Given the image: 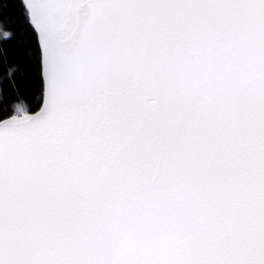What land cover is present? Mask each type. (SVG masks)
Here are the masks:
<instances>
[{
  "label": "snow or ice",
  "instance_id": "snow-or-ice-1",
  "mask_svg": "<svg viewBox=\"0 0 264 264\" xmlns=\"http://www.w3.org/2000/svg\"><path fill=\"white\" fill-rule=\"evenodd\" d=\"M0 264H264V0H0Z\"/></svg>",
  "mask_w": 264,
  "mask_h": 264
},
{
  "label": "trees",
  "instance_id": "trees-1",
  "mask_svg": "<svg viewBox=\"0 0 264 264\" xmlns=\"http://www.w3.org/2000/svg\"><path fill=\"white\" fill-rule=\"evenodd\" d=\"M0 73H2V70H0Z\"/></svg>",
  "mask_w": 264,
  "mask_h": 264
}]
</instances>
